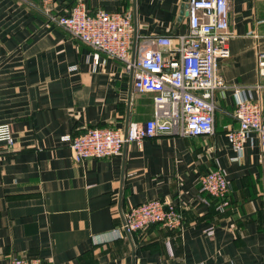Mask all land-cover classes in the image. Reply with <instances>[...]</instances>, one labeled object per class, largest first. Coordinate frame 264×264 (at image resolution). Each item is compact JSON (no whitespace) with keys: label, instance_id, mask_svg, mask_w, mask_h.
Segmentation results:
<instances>
[{"label":"crops","instance_id":"obj_1","mask_svg":"<svg viewBox=\"0 0 264 264\" xmlns=\"http://www.w3.org/2000/svg\"><path fill=\"white\" fill-rule=\"evenodd\" d=\"M76 1L0 0V122L15 140L0 155V264L14 256L52 264H264L260 138L251 133L240 154L226 135L238 127V98L259 101L264 111V87H257L264 0L230 3L231 55L219 63L226 87L216 93L213 134H158L81 162L72 159V136L145 122L152 99L134 90L133 72L120 61L100 54L92 69V49L48 21ZM82 1L90 13L132 14L134 58L148 40L188 29L185 0ZM218 166L231 184L225 213L201 189V177ZM153 199L181 204L184 228L152 223L116 235L124 211Z\"/></svg>","mask_w":264,"mask_h":264},{"label":"built area","instance_id":"obj_2","mask_svg":"<svg viewBox=\"0 0 264 264\" xmlns=\"http://www.w3.org/2000/svg\"><path fill=\"white\" fill-rule=\"evenodd\" d=\"M232 0H188L186 32L148 40L135 58L132 55L134 25L131 13L97 9L90 13L82 0L68 14H48V21L70 37L92 49V69L100 54L120 61L133 72V88L152 99V115L145 122H131L125 129L93 126L70 138L72 159L110 157L119 154L126 142L140 143L158 134L199 136L215 132L216 93L226 87L219 73L221 59L231 55L230 3ZM175 39V41H174ZM260 82L264 87V53L258 57ZM238 127L229 130L230 146L242 154L245 140L255 132L264 152V111L259 101L238 98L234 113ZM15 144L11 125L0 122V155ZM201 189L217 201L216 210L231 206V184L225 168L218 166L201 177ZM152 223L170 230L185 226V209L179 203L153 199L129 207L120 216L118 236L141 231ZM207 233L214 235V229ZM9 264H52L41 258L14 256ZM113 264H132L118 261Z\"/></svg>","mask_w":264,"mask_h":264},{"label":"water","instance_id":"obj_3","mask_svg":"<svg viewBox=\"0 0 264 264\" xmlns=\"http://www.w3.org/2000/svg\"><path fill=\"white\" fill-rule=\"evenodd\" d=\"M187 1L188 0H185V2H186V5H184V9L186 8L187 9V7H188V3H187ZM183 12H185V11H183ZM187 12V11H186ZM187 15H188V13H186Z\"/></svg>","mask_w":264,"mask_h":264}]
</instances>
